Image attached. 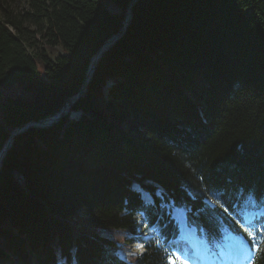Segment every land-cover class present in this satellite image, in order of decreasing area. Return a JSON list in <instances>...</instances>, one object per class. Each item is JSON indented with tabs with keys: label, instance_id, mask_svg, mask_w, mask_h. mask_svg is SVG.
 Instances as JSON below:
<instances>
[{
	"label": "trees",
	"instance_id": "obj_1",
	"mask_svg": "<svg viewBox=\"0 0 264 264\" xmlns=\"http://www.w3.org/2000/svg\"><path fill=\"white\" fill-rule=\"evenodd\" d=\"M110 2L0 0V150L71 103L0 159V264H126L139 208L264 199V0Z\"/></svg>",
	"mask_w": 264,
	"mask_h": 264
},
{
	"label": "water",
	"instance_id": "obj_2",
	"mask_svg": "<svg viewBox=\"0 0 264 264\" xmlns=\"http://www.w3.org/2000/svg\"><path fill=\"white\" fill-rule=\"evenodd\" d=\"M136 0H132V2H131V4H130V6L135 2ZM130 9L127 11V18L126 19H128V18H130ZM122 31H123V28H122V30L120 31V32H118L117 34H115L110 40H109V43H111V42H113L116 38H118L120 35H121V33H122ZM109 43L108 44H106L105 46H102L101 48H100V50L93 56V58H92V60H91V62H90V64H89V66H88V70H87V77H86V79H85V81H84V83H83V85H82V87H81V89H80V91H83L84 90V88H85V85H86V83H87V81H88V79H89V76H90V74L92 73V71H93V68H94V65H95V63L97 62V60H98V58L100 57V55H101V52L103 51V49H104V47H106V46H108L109 45ZM78 97V95L76 94L74 97H73V100L72 101H74L76 98ZM71 104L70 103H67L66 105H65V107H63L58 113H56L53 117H51V118H47V119H44V120H40V121H38V122H29V123H27V124H25V126L24 127H27V126H29V125H33V124H36V125H38V126H47V125H50L51 123H53V122H55L56 120H58L66 111H67V108L70 106ZM24 127H19V128H17L10 136H9V138L6 140V142H5V144L3 145V147L1 148V150H0V159L3 157V155H4V153L7 151V149L10 147V145H11V143H12V141H13V138L19 133V132H21L23 129H24Z\"/></svg>",
	"mask_w": 264,
	"mask_h": 264
},
{
	"label": "rangeland",
	"instance_id": "obj_3",
	"mask_svg": "<svg viewBox=\"0 0 264 264\" xmlns=\"http://www.w3.org/2000/svg\"><path fill=\"white\" fill-rule=\"evenodd\" d=\"M103 2H104V4L106 5V7L108 8V9H110L111 11H113V9H114V4L113 3H111L110 2V0H102ZM22 3V2H21ZM21 3H18L20 6H23V4H21ZM89 80V79H88ZM71 104V103H70ZM70 107V106H69ZM69 107L67 108V111H68V109H69ZM66 111V112H67ZM65 112V113H66ZM64 113V114H65ZM63 114V115H64ZM36 125V124H35ZM137 187L135 186V189H136ZM140 196H141V199L145 202V203H150L151 202V199L147 196V195H145L143 192H140ZM208 202H210V201H208ZM210 204V203H209ZM172 210L174 211L175 210V208L174 207H170V206H165V213H167L168 214V216L169 217H171V215H170V212L172 213ZM172 218V217H171ZM139 221L140 222H144L143 221V217H140L139 218ZM138 225H139V223H138ZM140 227L138 226L137 227V230L139 229ZM139 234H141L140 232H138L137 231V233H136V235H134L133 236V238H139L140 237V235ZM125 245V254H127L128 256H133V258L134 257H136V256H138V255H140V253L143 251L142 250V247H140L141 245L139 244V243H137V242H135V243H127V244H124Z\"/></svg>",
	"mask_w": 264,
	"mask_h": 264
},
{
	"label": "snow or ice",
	"instance_id": "obj_4",
	"mask_svg": "<svg viewBox=\"0 0 264 264\" xmlns=\"http://www.w3.org/2000/svg\"><path fill=\"white\" fill-rule=\"evenodd\" d=\"M245 231H247V229ZM261 231H264V229H261ZM255 235H256L255 232H252V231L248 232V236L250 238L255 237ZM140 247H143V246L141 245ZM256 247L258 248V246H256ZM169 259H170L171 264H177L178 259L180 260V264H189V258L186 256L176 257L175 254H173L172 256L169 257Z\"/></svg>",
	"mask_w": 264,
	"mask_h": 264
},
{
	"label": "bare ground",
	"instance_id": "obj_5",
	"mask_svg": "<svg viewBox=\"0 0 264 264\" xmlns=\"http://www.w3.org/2000/svg\"><path fill=\"white\" fill-rule=\"evenodd\" d=\"M92 60V59H91ZM91 62V61H90ZM193 240H195V238H193Z\"/></svg>",
	"mask_w": 264,
	"mask_h": 264
}]
</instances>
